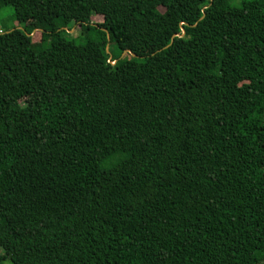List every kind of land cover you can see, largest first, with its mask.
Wrapping results in <instances>:
<instances>
[{
    "label": "trees",
    "instance_id": "obj_1",
    "mask_svg": "<svg viewBox=\"0 0 264 264\" xmlns=\"http://www.w3.org/2000/svg\"><path fill=\"white\" fill-rule=\"evenodd\" d=\"M0 252L264 264V0H0Z\"/></svg>",
    "mask_w": 264,
    "mask_h": 264
},
{
    "label": "rangeland",
    "instance_id": "obj_2",
    "mask_svg": "<svg viewBox=\"0 0 264 264\" xmlns=\"http://www.w3.org/2000/svg\"><path fill=\"white\" fill-rule=\"evenodd\" d=\"M91 20L93 21V23H98V22L101 21V18L98 17V16H96V17L91 18ZM26 25H27L28 27L33 28V29H32V33H31V37L33 36V39H34V40H38V38H39V33H41L42 30H40L39 28H37L33 22H27ZM69 34L72 35V36H79V32H78L76 29H74V28H73V30H72ZM34 43H36V41H35ZM124 55H125V54H124ZM124 55H123L122 57H124ZM135 56H136V55H135ZM23 101H24L25 103H27V104H30V103H31V98H30V97L25 98ZM0 253H1V252H0ZM258 257H259V259H260L261 261H263V263H264V253H260V254L258 255ZM2 264H11V263H10L9 261H4Z\"/></svg>",
    "mask_w": 264,
    "mask_h": 264
},
{
    "label": "water",
    "instance_id": "obj_3",
    "mask_svg": "<svg viewBox=\"0 0 264 264\" xmlns=\"http://www.w3.org/2000/svg\"><path fill=\"white\" fill-rule=\"evenodd\" d=\"M201 18H202V16H201ZM72 30H73V28H72L71 30H68L67 32L70 33ZM101 30L104 31L103 29H101ZM31 33H32V32H31ZM28 36H31V34H29ZM106 41L108 42V35H106ZM107 46H108V45H106V47H105L106 53H108V52H107ZM126 53L129 54L131 57H134V58L136 57L134 54H132V53H130V52H128V51H123V52L120 54L119 59L122 58V56H123L124 54H126ZM113 63H114V62H112L111 64H113Z\"/></svg>",
    "mask_w": 264,
    "mask_h": 264
}]
</instances>
